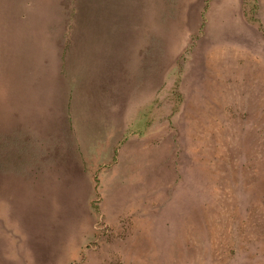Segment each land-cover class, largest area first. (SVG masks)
<instances>
[{
  "label": "rangeland",
  "instance_id": "374dc122",
  "mask_svg": "<svg viewBox=\"0 0 264 264\" xmlns=\"http://www.w3.org/2000/svg\"><path fill=\"white\" fill-rule=\"evenodd\" d=\"M77 1L0 0V264H264V0Z\"/></svg>",
  "mask_w": 264,
  "mask_h": 264
},
{
  "label": "crops",
  "instance_id": "0c3cea01",
  "mask_svg": "<svg viewBox=\"0 0 264 264\" xmlns=\"http://www.w3.org/2000/svg\"><path fill=\"white\" fill-rule=\"evenodd\" d=\"M154 1L156 2L155 5L160 4L159 0H154ZM72 2L74 3V0H62V11H64V13H66L70 18L60 17V16L56 17V19L58 18V20L62 23H64V21L67 22L66 23V29L67 30L69 28H71L72 23L75 22L71 19V17H73L75 15V12H72L71 8H70V4ZM65 4H66V8L64 7ZM77 4L80 5V0L77 1ZM86 13L88 15H90V11H86ZM87 14H86V17H87ZM53 30H54L53 32L49 33V37L54 38L55 42L54 43L51 42V44H49L50 46L53 45V48L49 51V54L46 55V59L44 60V64H47L48 69L55 70L54 74L59 76L60 74H66V67H67V62H68V60H67L68 51L71 50V47H70V43H69L68 39H65V34L63 35V33H65V32H63L62 30H59V27L53 28ZM45 31H47V30H44L43 32H45ZM43 34H44V36L40 37L39 39L47 38L48 33H43ZM63 37H64V41L62 40ZM144 42H145V40H143L142 43L139 44V48L137 49L141 53L146 48L144 45ZM47 44H48L47 41H44L40 44V40H39L38 45L41 48H42V46L45 48H48ZM208 64H209V61H208ZM203 65H204V63H203ZM53 66H55V68ZM206 69L207 68L202 67L201 72H198V71L195 72V74H194L195 78H194V80H191L192 88L190 89V99L192 102H197V101L208 102L211 100L213 101V100H216V98H217L216 96H219V94H222V92H223V84L222 83L220 84V81H218L215 78L216 75L213 76L212 74H210L209 76L206 77V74H207ZM213 94H215L214 95L215 97H213ZM146 105L148 107V101H146ZM192 105L195 106V103H193ZM64 110L67 111V109H64ZM69 111H71V108H69ZM144 112H146V114H148V109L146 108V111H144ZM56 115H57V112H56ZM145 125H148V123H146ZM41 130H42L41 133L46 134V135H50V139H51L50 142L52 145H54V144H55V146L58 145L57 143L52 142V134L54 133L53 129L50 130L47 128H41ZM61 133H62V130H61ZM62 134L64 135V133H62ZM66 139H67V137H65L63 139V142H61L59 144V147H55L57 150L56 157L60 158L61 162H53V163L49 164V167H47V163H46V169L49 168L50 175H52V176H56L55 172L60 170L62 172L61 176H63V177H65V176L68 177L69 175H71V176L74 175V177H77V176L80 177V166H73L72 167V165L75 162V159H72L71 158V152L70 153L68 152L69 146L67 144L68 142L67 143L65 142ZM147 142L148 141H146L145 143L147 144ZM146 150H148V149H146ZM146 150H143L145 158L149 155L148 151H146ZM141 154H143V153L141 152ZM45 157H46V155H45ZM135 161H138V159L135 158ZM55 163H58L59 166L54 169L53 165ZM137 165L141 167L142 163L136 164V166ZM16 166L17 167L15 169V164L13 162L12 169H8V168L7 169L6 168L1 169V167H0V180H1V177H17V173L20 172V169H18V165H16ZM47 172H48V170H47ZM49 176H47V177H49ZM106 177H109L108 174L106 175ZM141 177H142L141 175H140V177H137V178L132 177L130 179V181L136 180V179L142 180L143 177L142 178ZM109 178L111 180L113 177H109ZM53 179H54V177H49V180H53ZM110 180H108V181H110ZM125 181H127V180H125ZM77 194L80 197V186H78ZM90 195L91 194L84 191V195H83L84 198L82 199V197H80V200L78 201V203L80 205V206H78L79 209L80 208L86 209L84 211H87V208L85 207L84 203L86 202V198L90 197ZM81 196H82V194H81ZM14 241H15L14 239L11 240V242H12L11 246L12 247L15 246ZM12 251H13V249H12ZM32 256L33 255H31V254H27L26 261H31V263L36 264L35 256L34 257H32ZM15 262H16L15 264H18L19 260L17 259ZM20 263L22 264V262H20Z\"/></svg>",
  "mask_w": 264,
  "mask_h": 264
}]
</instances>
